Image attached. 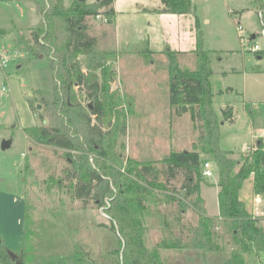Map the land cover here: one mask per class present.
<instances>
[{
  "label": "rangeland",
  "instance_id": "rangeland-1",
  "mask_svg": "<svg viewBox=\"0 0 264 264\" xmlns=\"http://www.w3.org/2000/svg\"><path fill=\"white\" fill-rule=\"evenodd\" d=\"M45 1L0 0V240L15 258L29 264L120 263L124 239L117 232L119 221L113 219L115 229L111 228L110 196L101 207L93 198L86 204L75 198L65 172L73 167L66 150L33 138L39 126L54 125L82 141L86 119L76 111L89 114L93 103L82 88L73 85V109L65 111L58 66L48 68L51 54L37 48L30 54L19 41L22 36L29 38L40 22L36 8ZM63 1L67 7L75 0ZM114 1L119 11L116 20L104 8L86 19L97 50L107 52L103 73L95 71L101 83L103 79L113 108L103 124L110 123L113 131L105 140L113 154L103 162L118 169L123 163L118 154L157 161L170 151L192 150L199 140L201 121H192L189 112L177 115L173 110L168 75L172 68L196 72L205 52L212 69V108L222 121L219 145L231 150L237 171L248 159L253 143L257 139L264 143V59L251 50L255 44L264 50L260 20L264 0H191L193 10L183 14H163L161 0ZM52 34L59 45L66 38L59 22ZM252 34L254 39H250ZM77 58L86 72L85 58ZM228 105L235 110L233 124L222 115L221 109ZM121 109L126 113L124 133L119 130L122 115L117 111ZM4 139L11 143L3 149ZM204 162L211 163L213 175L218 177L210 154L202 153L200 163ZM254 174V170L249 172L244 182H250ZM213 178L202 175L200 185ZM181 180V174L169 183L159 176L160 185H146L144 209L137 215L143 225L142 242L148 251H157L165 264H211L212 259L205 260L202 250L173 247L177 241L184 244L191 239L201 215L212 218L209 229L214 243L228 254L236 247L227 225L219 214H212L216 206L213 188L202 187L201 212L193 204L194 196H182ZM248 194L259 197V202H250L248 211L264 230V191L253 189L251 193L246 186L243 195Z\"/></svg>",
  "mask_w": 264,
  "mask_h": 264
},
{
  "label": "trees",
  "instance_id": "trees-1",
  "mask_svg": "<svg viewBox=\"0 0 264 264\" xmlns=\"http://www.w3.org/2000/svg\"><path fill=\"white\" fill-rule=\"evenodd\" d=\"M161 1L165 5L161 10L163 13L183 14L194 8L191 0ZM113 3L114 0H96L88 4L75 0L72 5L65 7L63 0H46L42 5H37L36 11L41 15L40 22L29 32V38L24 39L22 36L19 41L25 44L26 51L30 54L35 53L36 48L51 54L48 68L58 66L56 73L62 82L60 88L63 89L65 98L61 103L65 111L73 109L70 91L73 85L82 88L85 97L93 103L89 114L80 113L78 109L76 111L81 118L86 119L82 141L75 140L66 129L54 125L39 126L33 138L66 150L65 156L70 157L68 159L73 163V167L65 172L71 184L69 192L75 198L85 204L89 198H93L101 207L105 205V197L110 196L107 212L111 218V228L115 229L113 219L119 221V229L116 230L124 239L123 260L114 264H165L157 251H148L142 242L143 225L137 215L144 209L146 185H160L159 176H163L164 182L169 183L181 174L182 196H194L193 204L203 212V200L200 197L202 153L210 154L212 161L217 164L218 218L227 225L236 247L228 254L214 243L209 229L212 218L206 215L200 216L199 223L192 228L193 235L187 243L177 241L173 247L202 250L205 260L207 257L212 259L211 264H264V230L258 226V218L248 211L238 195L245 176L253 170V189L256 193L264 191V144L261 139H257L244 165L234 171L237 162L229 155L231 150L226 151L219 145L222 121L212 108L214 93L211 92L209 80L212 69L205 52L204 55L201 54L202 60L196 72L172 68L168 75L169 103L173 110L177 115L189 112L192 121H201L199 140L198 143L192 144V150L170 151L157 161H137L118 154V159L123 162L118 169L103 162L113 154L105 143L113 131L110 129V123L104 127L105 118L109 113L113 114V108L103 79L101 83L95 71L101 70V74L103 73L107 52L97 50L96 38L88 33L86 19L89 15L98 14L101 8L112 18L115 14ZM260 20L264 27V11ZM58 22L66 35L60 45L58 37L52 34ZM200 33L198 29L201 42ZM253 53L264 59V50ZM79 55L85 58L86 72L82 70V64L77 58ZM221 110L224 118L232 123L233 107L228 105ZM117 113L122 115L119 130L124 133L126 113L123 109ZM91 116L95 118L93 123ZM109 121L110 119L107 122ZM73 150L82 152L70 154ZM88 153L94 157L90 159ZM0 264L29 263L15 258L8 246L0 240Z\"/></svg>",
  "mask_w": 264,
  "mask_h": 264
},
{
  "label": "crops",
  "instance_id": "crops-1",
  "mask_svg": "<svg viewBox=\"0 0 264 264\" xmlns=\"http://www.w3.org/2000/svg\"><path fill=\"white\" fill-rule=\"evenodd\" d=\"M113 9H115V14H114V16H113V19H115L116 20V17H117V15H118V9H116V7H115V1H114V3H113ZM136 11H138L137 10V8H136V10H135V12ZM143 11H147V10H143ZM159 13V12H158ZM163 13V12H162ZM163 14H168V13H163ZM180 50H186V49H180ZM234 110V109H233ZM235 119H236V116H235V110H234V120H233V122L231 123V124H233L234 122H235ZM264 135V134H263ZM262 137V136H261ZM260 137V138H261ZM254 139H257V138H253L252 140H254ZM186 150V149H185ZM202 167V166H201ZM214 178L212 179V180H210V181H207V180H205L206 181V183H208V184H205L204 182H203V184H204V186H203V184L202 185H200V193H201V195H202V187H205L206 189H212L213 188V194H214V197H215V199H216V206L214 207V211H213V213L212 214H217L218 215V213H219V207H218V197H217V193H218V191H219V186H218V177H216V175L214 174V175H212ZM249 180V179H248ZM246 186H248V188H249V192H251L252 193V190H253V179H251L250 180V182H244L243 183V185H242V187L240 188V190H239V196H240V199L245 203V207H247V209H248V206H249V204H250V202H252V203H255V202H259V197L258 196H255L254 198H253V196H251V195H249L248 197H245L244 195H243V193L245 192V188H246ZM203 197V196H202ZM249 197L250 198H252V199H249ZM204 199H205V197H203ZM206 200V199H205ZM250 200V201H249ZM254 214V213H253ZM20 232H21V230H20ZM20 236V235H19ZM21 237V236H20ZM18 240V239H17ZM15 242H17V241H15ZM15 242H13V243H15ZM8 246V245H7ZM13 247H14V245H13ZM11 248V247H10Z\"/></svg>",
  "mask_w": 264,
  "mask_h": 264
},
{
  "label": "built area",
  "instance_id": "built-area-1",
  "mask_svg": "<svg viewBox=\"0 0 264 264\" xmlns=\"http://www.w3.org/2000/svg\"><path fill=\"white\" fill-rule=\"evenodd\" d=\"M261 15H262V12L260 13V17H261ZM263 35H264V27H263ZM258 49H259V44H255V45L251 46V50L257 51ZM2 62H4V64H5V60H2ZM262 137H264V135ZM263 148H264V146H263ZM202 174L204 177H210L213 175L211 163L204 162V164H202Z\"/></svg>",
  "mask_w": 264,
  "mask_h": 264
},
{
  "label": "water",
  "instance_id": "water-1",
  "mask_svg": "<svg viewBox=\"0 0 264 264\" xmlns=\"http://www.w3.org/2000/svg\"><path fill=\"white\" fill-rule=\"evenodd\" d=\"M79 1H84V0H79ZM255 38V35L254 34H252V35H250V39H254ZM37 107H39V105L37 106ZM89 107H90V104H89ZM10 143H11V141L10 140H2V142H1V147L4 149V148H7V147H9V145H10Z\"/></svg>",
  "mask_w": 264,
  "mask_h": 264
}]
</instances>
